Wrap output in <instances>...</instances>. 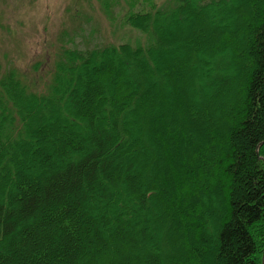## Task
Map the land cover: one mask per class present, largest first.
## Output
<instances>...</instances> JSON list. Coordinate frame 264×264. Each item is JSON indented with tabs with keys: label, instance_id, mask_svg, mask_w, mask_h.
I'll return each instance as SVG.
<instances>
[{
	"label": "trees",
	"instance_id": "16d2710c",
	"mask_svg": "<svg viewBox=\"0 0 264 264\" xmlns=\"http://www.w3.org/2000/svg\"><path fill=\"white\" fill-rule=\"evenodd\" d=\"M161 1L0 75V264H263L264 0Z\"/></svg>",
	"mask_w": 264,
	"mask_h": 264
},
{
	"label": "rangeland",
	"instance_id": "374dc122",
	"mask_svg": "<svg viewBox=\"0 0 264 264\" xmlns=\"http://www.w3.org/2000/svg\"><path fill=\"white\" fill-rule=\"evenodd\" d=\"M102 1L107 3L108 14ZM128 3L0 0V75L15 70L32 90L42 91L52 78L62 48L87 49L141 40L139 32L123 24Z\"/></svg>",
	"mask_w": 264,
	"mask_h": 264
},
{
	"label": "water",
	"instance_id": "95a60500",
	"mask_svg": "<svg viewBox=\"0 0 264 264\" xmlns=\"http://www.w3.org/2000/svg\"><path fill=\"white\" fill-rule=\"evenodd\" d=\"M263 264H264V259H263Z\"/></svg>",
	"mask_w": 264,
	"mask_h": 264
}]
</instances>
